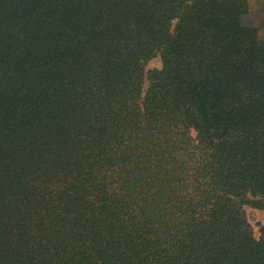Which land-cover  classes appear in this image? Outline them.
Returning <instances> with one entry per match:
<instances>
[{
    "label": "trees",
    "instance_id": "obj_1",
    "mask_svg": "<svg viewBox=\"0 0 264 264\" xmlns=\"http://www.w3.org/2000/svg\"><path fill=\"white\" fill-rule=\"evenodd\" d=\"M261 10L0 0V264H264Z\"/></svg>",
    "mask_w": 264,
    "mask_h": 264
},
{
    "label": "rangeland",
    "instance_id": "obj_2",
    "mask_svg": "<svg viewBox=\"0 0 264 264\" xmlns=\"http://www.w3.org/2000/svg\"><path fill=\"white\" fill-rule=\"evenodd\" d=\"M250 3L254 6L255 11L252 16L248 17L249 21H253L254 24L258 26H262V10L261 6L263 4V0H249ZM161 58L160 56L154 57L150 60L146 67L147 69L153 68H161ZM245 214L248 219V222L254 232V235L258 238L261 235V230L264 228V209H259L251 205L244 206Z\"/></svg>",
    "mask_w": 264,
    "mask_h": 264
}]
</instances>
